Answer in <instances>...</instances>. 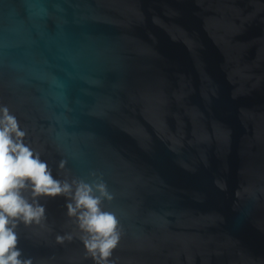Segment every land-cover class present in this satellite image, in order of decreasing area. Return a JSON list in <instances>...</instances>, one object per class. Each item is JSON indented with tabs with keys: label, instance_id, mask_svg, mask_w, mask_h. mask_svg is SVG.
I'll use <instances>...</instances> for the list:
<instances>
[{
	"label": "water",
	"instance_id": "obj_1",
	"mask_svg": "<svg viewBox=\"0 0 264 264\" xmlns=\"http://www.w3.org/2000/svg\"><path fill=\"white\" fill-rule=\"evenodd\" d=\"M0 105L53 178H102L112 264H264V0H0ZM36 199L23 256L96 264Z\"/></svg>",
	"mask_w": 264,
	"mask_h": 264
},
{
	"label": "clouds",
	"instance_id": "obj_2",
	"mask_svg": "<svg viewBox=\"0 0 264 264\" xmlns=\"http://www.w3.org/2000/svg\"><path fill=\"white\" fill-rule=\"evenodd\" d=\"M24 135L15 116L0 105V264H32L17 246L16 229L21 222L28 225L44 217V207L36 199L41 194L70 197L67 215L75 217L86 252L96 264H112L108 258L121 232L115 213L100 207L103 200L112 199L102 178L71 182L53 178L39 153L23 143ZM24 189H31V200Z\"/></svg>",
	"mask_w": 264,
	"mask_h": 264
}]
</instances>
